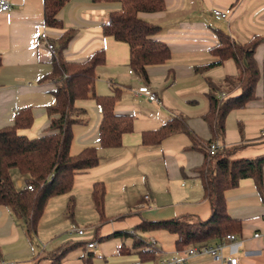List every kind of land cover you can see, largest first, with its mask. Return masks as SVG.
<instances>
[{"label": "crops", "instance_id": "crops-1", "mask_svg": "<svg viewBox=\"0 0 264 264\" xmlns=\"http://www.w3.org/2000/svg\"><path fill=\"white\" fill-rule=\"evenodd\" d=\"M8 1L10 10H0V129L12 125L16 112L29 107L33 125L20 133L31 139L47 133V108L56 102L54 83L42 81L52 70L49 41L68 30L75 36L64 50L66 61L84 62L94 51L105 50L106 61L96 69L94 90L100 96H112L116 88L122 89L115 112L132 116L134 128L123 135L120 147L102 148L101 110L92 98L76 101L86 112L73 127L71 153L96 147L101 160L96 167L75 176L72 191L76 185L84 186L91 195L94 183L103 182L106 207L118 203L115 207L123 212L114 207V220L100 222L88 232L82 230L83 234L79 230L69 234L42 232V216L38 234L32 239L25 221L10 208L0 206V264H50V253L70 245L74 247L61 264H156L160 258L177 253L183 256L184 250L175 247V235L163 229L141 231L135 227L144 220H205L210 216L211 204L196 173L204 163V153L189 149L192 143L186 133L174 134L156 146L145 145L142 135L173 117H184L198 138H212L204 119L210 109L208 80L217 87L220 98L241 93L235 80L240 70L233 60L199 72L196 69L215 61L210 49L219 43L215 32L219 29L240 44L259 41L255 59L260 79L256 98L226 117V133L218 143L226 149L240 146L231 160L264 156V0H165L164 11L140 13L142 19L161 27L152 38L166 43L171 51L167 63L147 68L149 83L129 66V45L102 33V25L112 11L120 9L119 3L70 0L58 13L62 27L54 28L44 24L43 0ZM216 8L228 12L229 18L216 19L212 14ZM144 85L161 103L149 101L138 92ZM72 191L68 195L75 203L77 196ZM226 203L230 217L240 221L241 232L236 234V242L222 237L210 244L223 241L224 258L237 256L241 264H264V183L260 191L253 178L241 179L238 186L226 192ZM115 232L132 235L110 237ZM256 233L261 236L255 237ZM150 238L156 239L157 254L142 259L141 252ZM91 242L97 245L88 249ZM186 264L223 263L209 256H190Z\"/></svg>", "mask_w": 264, "mask_h": 264}, {"label": "trees", "instance_id": "trees-1", "mask_svg": "<svg viewBox=\"0 0 264 264\" xmlns=\"http://www.w3.org/2000/svg\"><path fill=\"white\" fill-rule=\"evenodd\" d=\"M69 1L43 0L44 24L47 27H62L58 13ZM93 1L120 4V9L112 11L107 22L102 25V33L129 45V66L144 82L149 83L147 68L167 63L171 59V51L166 43L152 38L161 31V27L142 19L140 13L164 11L165 0ZM215 32L219 43L210 49L215 61L196 69L199 72L218 66L226 60H233L240 70L235 80L241 86V93L220 98L216 94L217 87L208 80L210 109L204 119L212 138L209 141L198 138L188 127L184 117H173L157 130L144 132L142 135L145 145L156 146L174 134L186 133L192 143L189 149L204 153V163L196 169V173L202 181L204 195L211 204L210 216L205 220L195 217L144 220L135 227V230L141 231H168L176 236L175 247L178 251L190 246L210 244L228 234H239L241 223L227 212L226 192L238 186L244 178H253L260 191L264 183V156L231 160L230 156L240 146L230 149L219 146L214 155L210 154V145L220 142L225 136L226 117L231 111L243 108L256 98L255 89L260 79V70L255 59L259 41L240 44L222 30L217 29ZM74 36V31L68 30L58 39L49 41L54 50L52 70L42 81L54 83L56 102L47 108L50 118L47 133L32 139L20 133L33 125L34 116L29 107L17 111L13 124L0 129V206L10 208L17 217L25 221L26 231L32 239L38 234V225L48 200L53 196L69 194L75 176L96 167L101 160L96 147H86L76 155L71 153L73 127L81 122L80 116L86 112L76 105V101L92 98L100 107L102 118L99 141L102 148L120 147L123 135L132 132L134 128L132 116H121L115 112L122 89L116 88L112 96H100L94 90L96 69L106 61L104 49L94 51L84 62L65 60L64 50ZM231 80L233 79H228ZM14 169L26 178V185L33 186L32 191L16 187L12 177ZM105 194V184L94 183L91 197L101 223L107 220L104 214ZM131 235L129 232H115L110 237ZM73 247L74 245L62 247L50 253V264H61L64 256ZM156 254V249H144L141 257L151 259Z\"/></svg>", "mask_w": 264, "mask_h": 264}, {"label": "rangeland", "instance_id": "rangeland-1", "mask_svg": "<svg viewBox=\"0 0 264 264\" xmlns=\"http://www.w3.org/2000/svg\"><path fill=\"white\" fill-rule=\"evenodd\" d=\"M12 177L17 188L22 185L26 187V182L18 170H12ZM72 194L77 196L75 203L72 202V198L68 194L53 196L48 200L40 225L42 232L48 234H69L77 230L88 232L100 225L99 213L95 209L92 197L87 189L84 186L76 185ZM117 204L112 205L110 203L107 208L105 202L104 214L107 220H114L112 217L114 213L111 210ZM115 208L118 212H123V209Z\"/></svg>", "mask_w": 264, "mask_h": 264}, {"label": "built area", "instance_id": "built-area-1", "mask_svg": "<svg viewBox=\"0 0 264 264\" xmlns=\"http://www.w3.org/2000/svg\"><path fill=\"white\" fill-rule=\"evenodd\" d=\"M0 10L3 12L10 10V3L8 0H0ZM212 14L218 20L229 18L228 12L222 11L217 8L212 10ZM49 48L52 51V53H54L53 46L51 44H49ZM138 92L145 95L149 99V101L161 103V101L156 96V94L146 85L140 87L138 89ZM224 96L225 95H223V97ZM219 146L220 145L217 142L212 143L209 147L210 154L214 155L216 151L218 150ZM24 188L30 191L33 190V186L30 184L26 185V187ZM145 198L149 199V196H146ZM78 233L83 234V231L79 230ZM254 236L260 237L261 234L256 233ZM223 240L236 242L237 236L235 234H228L225 237H223ZM156 243H157L156 239L150 238L145 245V250L150 251V250L156 249L157 248ZM96 245L97 244L95 242H91L87 244V248L92 249V248H95ZM223 247H224L223 241L216 243V244H201V245L190 246L183 251V254H184L183 256H180V254L177 253L174 256L160 258L156 264H186L187 257H190V256H209L215 261L222 262L223 264H241L240 259L237 256H229L227 258H224L223 252H222Z\"/></svg>", "mask_w": 264, "mask_h": 264}]
</instances>
